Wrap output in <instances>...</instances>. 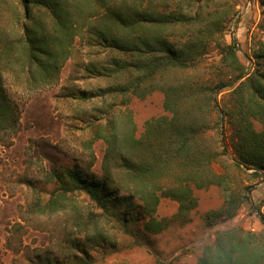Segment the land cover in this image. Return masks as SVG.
<instances>
[{
    "label": "trees",
    "instance_id": "trees-1",
    "mask_svg": "<svg viewBox=\"0 0 264 264\" xmlns=\"http://www.w3.org/2000/svg\"><path fill=\"white\" fill-rule=\"evenodd\" d=\"M209 1L198 0L187 11L134 9L125 13L107 0H94L103 9L106 25L94 28L91 42L113 53L105 75L124 82L98 92L78 90L73 96L81 100L121 96L128 98L122 102L127 105L132 97L146 99L158 91L163 94L166 114L146 121L139 137L133 130L122 142L126 154L121 166L136 184L128 195L122 196L114 186L108 162L105 177L90 175L77 166L55 168L53 176L63 193L86 194L140 244L144 243L140 238L164 232L172 220L180 224L191 221V213L198 207L194 188L220 187L224 207L204 217L209 229L216 228L215 236L202 247L196 264H264V231H247L232 222L239 209L249 204L264 224V204L254 206L251 187L238 195L232 178L215 169L227 158L235 167L251 170L253 178H264V39L255 38L244 62L237 40L225 38V22L206 8ZM18 2L24 14L21 30L29 69L36 68L50 81L67 52L65 45L76 36L78 5L75 0ZM251 2L262 8V14L264 0ZM36 9L50 16L58 35L46 32ZM260 12L258 25L264 31V13L261 16ZM212 52L218 58L208 67L213 69L209 77L184 76L198 70ZM12 53L11 47H0V58H10ZM3 81L0 70L1 141L19 133L22 116L20 103L10 97ZM92 128L97 134L102 132L96 125ZM115 130L112 124L100 135L108 144L109 157L119 149ZM162 198L178 203L172 219L157 217Z\"/></svg>",
    "mask_w": 264,
    "mask_h": 264
},
{
    "label": "rangeland",
    "instance_id": "rangeland-1",
    "mask_svg": "<svg viewBox=\"0 0 264 264\" xmlns=\"http://www.w3.org/2000/svg\"><path fill=\"white\" fill-rule=\"evenodd\" d=\"M107 1L125 13L134 9L183 8L187 11L198 3V0ZM75 2L78 5L76 36L65 45L67 52L58 72L46 81L39 70L29 69L21 30L24 14L18 0H0V47L9 46L13 51L10 58H0V70L8 94L22 107L19 133L14 138L0 140V264H78L82 261L89 264H196L202 247L215 236L216 228L209 229L204 217L224 207L225 196L220 187L194 188L198 207L191 213V221L180 224L172 220L164 232L140 238L139 241L144 242L140 244L86 194L63 193L53 176L55 168L64 170L77 166L90 175L105 177L108 162L114 186L122 196L128 195V189H134L136 184L122 169V157L126 154L122 142L133 130L139 137L146 121L166 114L163 94L158 91L146 99L132 97L127 105L122 102L128 98L121 96L91 100L73 96L78 90L98 92L124 82L123 78L105 75L113 53L91 42L94 28L106 25L102 21L103 9L96 7L94 0ZM250 2L210 0L206 7L225 22V38L228 42L232 38L237 40L244 62L246 54L252 53L255 38L264 39V31L258 25L262 8L256 4L248 8ZM35 12L46 32L58 35L50 16L44 10ZM217 58L216 52L208 54L198 70L184 76L209 77L213 69L208 67ZM112 124L120 143L119 149L109 157L108 144L100 135ZM92 125L102 132L95 133ZM226 130L231 131L228 123ZM232 162L225 158L224 164L215 165V169L232 178L238 195L251 187L254 206L264 204V178L255 179L251 170L239 169ZM177 210V202L162 198L157 217L172 219ZM232 222L247 231H264V224L249 204L239 209Z\"/></svg>",
    "mask_w": 264,
    "mask_h": 264
},
{
    "label": "built area",
    "instance_id": "built-area-1",
    "mask_svg": "<svg viewBox=\"0 0 264 264\" xmlns=\"http://www.w3.org/2000/svg\"><path fill=\"white\" fill-rule=\"evenodd\" d=\"M253 4H254V3L250 2V3L248 4V8L252 7ZM254 5H255V4H254ZM256 6L258 7L257 4H256Z\"/></svg>",
    "mask_w": 264,
    "mask_h": 264
}]
</instances>
